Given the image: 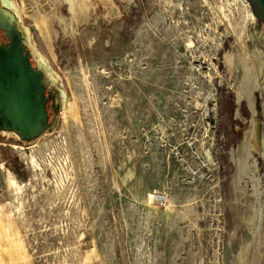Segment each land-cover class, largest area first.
Instances as JSON below:
<instances>
[{"label": "rangeland", "instance_id": "1", "mask_svg": "<svg viewBox=\"0 0 264 264\" xmlns=\"http://www.w3.org/2000/svg\"><path fill=\"white\" fill-rule=\"evenodd\" d=\"M75 1L1 0L64 96L0 136V264H238L246 0Z\"/></svg>", "mask_w": 264, "mask_h": 264}, {"label": "water", "instance_id": "2", "mask_svg": "<svg viewBox=\"0 0 264 264\" xmlns=\"http://www.w3.org/2000/svg\"><path fill=\"white\" fill-rule=\"evenodd\" d=\"M246 2L256 62L244 89L251 119L235 163L241 201L238 264H264V0ZM0 29L9 39L0 44V136L32 145L54 131L64 95L51 86L49 68L33 65L26 28L1 0Z\"/></svg>", "mask_w": 264, "mask_h": 264}, {"label": "bare ground", "instance_id": "3", "mask_svg": "<svg viewBox=\"0 0 264 264\" xmlns=\"http://www.w3.org/2000/svg\"><path fill=\"white\" fill-rule=\"evenodd\" d=\"M68 1V3H69V5H70V12H71V14H72V17L70 18L71 20H72V22L74 21V18H76L77 17V15H78V12L79 11H77V4H76V1L75 0H67ZM84 4V3H83ZM3 5V4H2ZM80 6V5H79ZM82 7V6H81ZM113 8V7H112ZM81 10H83V8H80ZM9 10V9H8ZM79 10V9H78ZM113 10V9H112ZM11 11V10H10ZM117 11V10H116ZM81 12V11H80ZM85 12V11H84ZM83 12V13H84ZM83 13H81V14H83ZM108 13V12H107ZM80 16V15H79ZM79 19V18H78ZM111 19V18H110ZM77 21V20H76ZM246 57V56H245ZM230 58V57H229ZM248 73H250V72H248ZM246 74V73H245ZM249 76V75H248ZM244 92V91H243Z\"/></svg>", "mask_w": 264, "mask_h": 264}, {"label": "flooded vegetation", "instance_id": "4", "mask_svg": "<svg viewBox=\"0 0 264 264\" xmlns=\"http://www.w3.org/2000/svg\"><path fill=\"white\" fill-rule=\"evenodd\" d=\"M8 42H9V39L6 36V32H4L0 29V44H8ZM33 65H34V63H33ZM49 112L51 114L50 120H52V118L54 117V113H53L51 104H50Z\"/></svg>", "mask_w": 264, "mask_h": 264}]
</instances>
